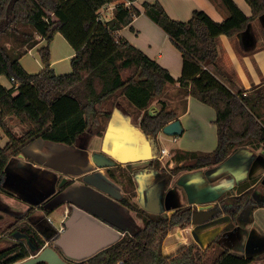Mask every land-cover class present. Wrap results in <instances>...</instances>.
<instances>
[{"label":"crops","instance_id":"crops-1","mask_svg":"<svg viewBox=\"0 0 264 264\" xmlns=\"http://www.w3.org/2000/svg\"><path fill=\"white\" fill-rule=\"evenodd\" d=\"M220 1L137 0L133 5L143 12L145 2H159L174 20L187 22L195 11H203L214 21L222 22L229 14ZM233 1L246 16L252 15L245 0ZM118 36L168 70L175 80L182 76V53L143 13ZM45 45L46 41H41L28 54ZM25 56L21 64L29 74L44 70L40 57L35 58L37 66L33 62L24 63ZM74 56L75 50L68 41L60 33L56 34L51 44L55 73H71ZM207 69L233 92L244 96L253 94V105L264 121V96L257 94L264 87V15L233 38L221 36L218 63ZM2 78L0 82L6 86ZM124 100H117L110 109L113 115L107 120L103 135L84 133L73 145L38 140L9 161L0 192V251L16 244L15 234L25 231L24 227H19L11 235L8 232L16 219L23 216L27 227L46 244H53L66 260L73 264L88 262L120 241L125 233L134 236L143 230L142 219L126 201L148 213L150 209L159 208V214L166 218L187 206L197 211L211 206L210 211L216 212L201 225L191 223L195 228L189 225L173 229V243L181 247L167 249L170 233L164 242L165 256L192 242L201 245L204 251L221 236L217 245L220 252L224 249L252 259L250 264H264V207L245 209L235 228L224 231L232 223L227 214L234 208L232 197L254 188V199L264 200V149L239 147L221 163L172 173L185 162L183 156L216 150L215 110L185 94L179 83L169 84L163 97L154 101L149 111L158 112L160 101L165 102L177 113L174 121H180L184 131L177 137L160 131V153L166 148L168 154L164 159L159 154L156 159L159 164L155 166L151 164V147L140 126L141 117L135 118L133 108L126 100L127 104H123ZM12 130L20 135L18 129V132ZM8 142L9 138L0 132V147Z\"/></svg>","mask_w":264,"mask_h":264},{"label":"trees","instance_id":"trees-1","mask_svg":"<svg viewBox=\"0 0 264 264\" xmlns=\"http://www.w3.org/2000/svg\"><path fill=\"white\" fill-rule=\"evenodd\" d=\"M137 0H0V78L15 82L7 88L0 82V132L9 138L0 147V192L9 161L38 140L73 145L84 133L103 135L113 115L108 104L119 97L133 108L135 118L151 147L152 162L160 154L158 135L178 115L161 102L158 112L149 108L160 100L169 84L179 83L184 93L212 107L216 112L218 146L209 154H188L185 162L172 170H196L227 160L239 147L264 149V121L253 105V94L233 92L207 69L219 60V38L246 31L251 22L264 15V0H245L250 17L233 0H221L229 16L214 21L206 12L195 11L187 21L172 19L159 2L143 4V12L133 4ZM116 4L112 17L103 19L101 11ZM146 15L160 27L182 53L183 73L175 80L171 74L118 33L133 20ZM60 33L75 50L72 71L57 75L51 64V44ZM45 40L38 52L44 70L29 74L21 59ZM15 84H19L15 88ZM264 96V87L257 92ZM14 118L25 128L20 135L9 125ZM255 189L230 199L234 208L227 211L232 230L241 213L250 207H264L254 199ZM144 228L123 238L84 264H206L219 236L204 251L196 244L183 246L165 256L164 242L175 228L191 225V206L175 210L169 217L151 214L124 201ZM25 217L16 219L8 229L13 234L25 225ZM173 233V232H172ZM171 233V234H172ZM26 245L16 243L0 251V264H16L35 255L45 241L28 228ZM170 237V236H169ZM181 247V246H180ZM179 248V247H178ZM177 249V248H176ZM253 260L221 249L212 264H250Z\"/></svg>","mask_w":264,"mask_h":264},{"label":"water","instance_id":"water-1","mask_svg":"<svg viewBox=\"0 0 264 264\" xmlns=\"http://www.w3.org/2000/svg\"><path fill=\"white\" fill-rule=\"evenodd\" d=\"M163 133L167 136H181L183 134V127L181 122L176 120L162 129ZM211 206L202 207L199 211L193 213L191 223L193 225H201L208 220L212 219L216 212L211 210ZM151 213L159 214L160 210L150 209ZM166 217V216H165ZM23 236V235H22ZM15 237L20 238V234H15ZM25 237V236H23ZM18 264H70L63 256H61L53 247L46 246L42 250H39L35 256L28 258L25 261H22Z\"/></svg>","mask_w":264,"mask_h":264},{"label":"rangeland","instance_id":"rangeland-1","mask_svg":"<svg viewBox=\"0 0 264 264\" xmlns=\"http://www.w3.org/2000/svg\"><path fill=\"white\" fill-rule=\"evenodd\" d=\"M220 2H221V6H222V8L226 10V8L224 7L222 1H220ZM112 12H113V9H109L108 7H106V9L102 10L101 15H102L103 19L108 20L109 18L112 17ZM226 12H227V11H226ZM25 57H26V58H25V60H24V63L33 62L35 65H37V64H36V61H35V58L37 59V58H39L40 56H39V52L37 51V52H31L30 54L27 53ZM37 66H38V65H37ZM71 70H72V68H71ZM2 81H3V83H4L6 86H10V80H9L8 78L3 77V78H2ZM119 99L124 100L122 97H119L118 99H116V100L110 102V103L108 104V108H109V110L113 107V105L115 104V102H116L117 100H119ZM122 103L125 104V105L127 104L125 100H124ZM8 121H9V123H10V125H11V128L14 129L16 132H18L17 129L20 131V132H18V133H20V134H22V133L24 132V129H25V128H24V127L18 122V120L14 119V118H10ZM166 145H167V144H166ZM168 145H170V144H168ZM174 146H175V144H174ZM178 146H179V145H178ZM258 197H260V195H258ZM188 226H189V225H187L186 227H188ZM189 227H190V228H195L194 226L192 227L191 225H190ZM174 237H175V232H173V233L170 235V237L168 238V240H167V242H166V246H167V249H168V250H172L171 248H172L173 246H175L173 249H176V248H178V247L181 246V244H180V246H179L178 244H174V243H173V242H174ZM19 242H20V241H19ZM192 243H193V244H196V243H194V242H192ZM190 244H191V243H190ZM3 245H5V244H3ZM196 245H197V244H196ZM197 246L199 247V249H201V251H203L201 245H197ZM0 249H2L1 246H0ZM176 252H177V251H176ZM176 252H174V253H176ZM219 252H220V249L216 246L215 249H213V250L209 253V258H208L206 264H212L213 261L216 259V257L219 255V254H218ZM174 253H173V254H174ZM167 254H168V253H167ZM171 255H172V254H171ZM169 256H170V255H169Z\"/></svg>","mask_w":264,"mask_h":264},{"label":"flooded vegetation","instance_id":"flooded-vegetation-1","mask_svg":"<svg viewBox=\"0 0 264 264\" xmlns=\"http://www.w3.org/2000/svg\"><path fill=\"white\" fill-rule=\"evenodd\" d=\"M164 218H166V217H164ZM14 224V223H13ZM21 227H24V230L25 231H22L21 230V232H19V234H20V237L21 238H18L17 239V243H21V244H24V245H26V242L25 241H27V239H29V241H30V239H31V237L28 235V227H27V225L25 224V225H22ZM18 230H19V228H18ZM25 236V237H23V236ZM2 237H4V236H2ZM27 238V239H26ZM20 241V242H19ZM28 241V242H29ZM46 246H50V247H53L54 248V246H53V244H46L45 243V245H44V247H46ZM44 247H42V249L44 248ZM42 249H40V250H42ZM36 255V254H35ZM35 255H32V257L33 256H35ZM62 256V255H61ZM31 257V256H30ZM66 260V259H65ZM70 264H73L72 262H70L69 260H67ZM89 261V260H88ZM84 263H87V262H83V263H80V264H84Z\"/></svg>","mask_w":264,"mask_h":264},{"label":"built area","instance_id":"built-area-1","mask_svg":"<svg viewBox=\"0 0 264 264\" xmlns=\"http://www.w3.org/2000/svg\"><path fill=\"white\" fill-rule=\"evenodd\" d=\"M108 8L109 9H114V8H110L109 6H108ZM102 12V11H101ZM102 16V15H101ZM11 82L12 83H14L15 82V80L14 79H11ZM19 86V84H15V88H17ZM168 154V150L166 149V148H162V150H161V153H160V158L161 159H164L165 158V156ZM32 257V256H31ZM30 258V257H29Z\"/></svg>","mask_w":264,"mask_h":264}]
</instances>
